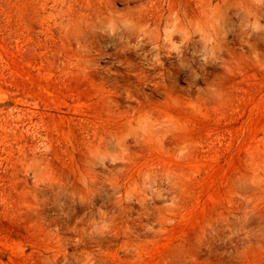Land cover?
<instances>
[{"label": "rangeland", "instance_id": "obj_1", "mask_svg": "<svg viewBox=\"0 0 264 264\" xmlns=\"http://www.w3.org/2000/svg\"><path fill=\"white\" fill-rule=\"evenodd\" d=\"M0 264H264V0H0Z\"/></svg>", "mask_w": 264, "mask_h": 264}]
</instances>
